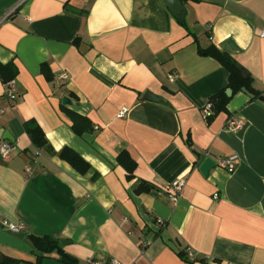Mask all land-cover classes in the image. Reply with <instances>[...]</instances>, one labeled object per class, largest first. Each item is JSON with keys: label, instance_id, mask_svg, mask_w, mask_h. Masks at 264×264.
Segmentation results:
<instances>
[{"label": "crops", "instance_id": "crops-1", "mask_svg": "<svg viewBox=\"0 0 264 264\" xmlns=\"http://www.w3.org/2000/svg\"><path fill=\"white\" fill-rule=\"evenodd\" d=\"M183 5L187 28L162 0H0V63L16 69L13 102L0 80V143L12 145L0 155V215L25 225L8 233L28 247L0 244V253L33 261V235L55 239L73 258L54 250L42 264H264V101L231 93L226 111L207 122L209 99L228 73L198 52L213 44L228 53L264 96V0ZM60 72L68 79H56ZM67 111L91 128L76 134ZM232 115L244 121L235 132L225 128ZM27 121L50 151L33 145ZM64 147L89 169L60 158ZM123 151L135 162L131 176L117 158ZM231 154L228 172L219 161ZM207 157L215 165L203 175ZM180 178L171 202L165 186Z\"/></svg>", "mask_w": 264, "mask_h": 264}, {"label": "trees", "instance_id": "trees-1", "mask_svg": "<svg viewBox=\"0 0 264 264\" xmlns=\"http://www.w3.org/2000/svg\"><path fill=\"white\" fill-rule=\"evenodd\" d=\"M186 1L197 2L199 0H181L182 3ZM174 16L180 25L187 28V24L185 22V11H183L180 15L174 14ZM198 52L201 55L211 57L218 61L228 73L227 86L213 94L209 99L212 111L207 116V122H210L216 114L226 111V105L230 100V96H227L225 93L226 89L228 88L232 90L233 94L240 90H246L252 94L253 98L258 97L264 101V96H262L261 93L253 87L254 80L251 74L228 53L219 50L213 44H210L205 48L198 46ZM42 68H44L46 78L51 79V76L47 73V70H45V65H42ZM15 74L16 69L12 63H0V80L3 84L12 81L15 77ZM67 114L72 121L71 127L76 134L80 135L84 131H88L91 128V123L86 117L81 116L80 114H77L73 111H67ZM23 127L34 146L37 148H45L48 151L51 150L42 129L37 123L34 121H27L24 123ZM59 156L60 158L66 160L80 173H84L89 169V164L79 154L68 147H64L60 151ZM117 158L118 161L126 167L127 171L129 172L128 176H131L135 167L134 160L126 151L121 152ZM138 190H146V188L141 186ZM30 240L33 246L32 254L35 257L33 261L18 259L0 253V264H42L44 255L54 250L73 263V258L61 251L55 239L48 236L37 237L32 235ZM179 255L180 257L187 259L185 253L182 251L179 252Z\"/></svg>", "mask_w": 264, "mask_h": 264}, {"label": "built area", "instance_id": "built-area-1", "mask_svg": "<svg viewBox=\"0 0 264 264\" xmlns=\"http://www.w3.org/2000/svg\"><path fill=\"white\" fill-rule=\"evenodd\" d=\"M259 36L261 38H264V24L259 32ZM55 77L60 81H65L68 79V75L65 72H60ZM4 85H5L6 98L9 100V102H13L16 98L15 90L13 87V81H10ZM127 110H128L127 107H122L118 111L117 117H124ZM209 114L210 111L206 112V115ZM243 124L244 121L242 118L232 115L229 116L228 119L226 120L225 128L231 132H235L238 131L240 128H242ZM11 150H12V145L8 140H5L0 143V155L2 158L8 157ZM236 160H237V155L231 154L221 159L219 161V166L226 169L228 172H231L234 170L236 166L235 165ZM25 170L26 173L30 171L28 167ZM184 185H185V179L180 178L172 181L170 184L165 186L167 196L171 202H176L178 200ZM0 229L6 232H17L24 230L25 225L22 222H18V223L11 222L0 215ZM184 253L187 258L192 257V253L190 249L187 248ZM86 264H124V263H122L120 260L114 257H110V258L89 257L86 259Z\"/></svg>", "mask_w": 264, "mask_h": 264}, {"label": "water", "instance_id": "water-1", "mask_svg": "<svg viewBox=\"0 0 264 264\" xmlns=\"http://www.w3.org/2000/svg\"><path fill=\"white\" fill-rule=\"evenodd\" d=\"M162 2L171 10V12L175 15H180L183 11H184V5L181 2V0H162ZM227 96H230L232 91L230 89H227L225 91ZM144 98L147 100H151V101H155L158 103H162V104H167V102L162 99L159 96H156L150 92H145L144 93ZM62 104L64 105H70L72 104V100L68 97V96H63L62 97ZM5 139H11L10 136H8V133L6 132L4 135ZM215 165V161L210 158L207 157L204 159V161L202 162L201 166H200V171L203 175H207L208 171L214 167ZM67 240L61 239L60 240V244L62 246H64L65 244H67ZM0 244H4L7 246H11L20 250H28V247L18 238L12 236L11 234H9L6 231H3L0 229ZM61 260L63 262H67L64 258H61Z\"/></svg>", "mask_w": 264, "mask_h": 264}]
</instances>
